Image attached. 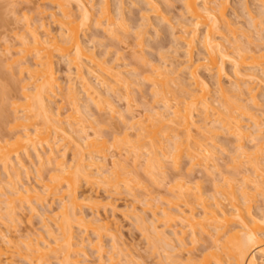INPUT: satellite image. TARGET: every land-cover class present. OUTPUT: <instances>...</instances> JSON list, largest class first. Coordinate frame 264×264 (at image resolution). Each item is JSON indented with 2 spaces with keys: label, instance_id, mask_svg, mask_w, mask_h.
Returning a JSON list of instances; mask_svg holds the SVG:
<instances>
[{
  "label": "bare ground",
  "instance_id": "obj_1",
  "mask_svg": "<svg viewBox=\"0 0 264 264\" xmlns=\"http://www.w3.org/2000/svg\"><path fill=\"white\" fill-rule=\"evenodd\" d=\"M48 1L50 2V4H52L57 9L56 11H53L51 13L52 14L51 16L55 18V20L57 21V23L59 25L60 30L58 29V35H56V34L52 35V32H50V29L46 26V24L44 22L40 26V29L42 27V32H43L41 34L38 30L39 27H36L35 25H33V22L27 21L26 26H25L26 31H27V33H26L27 35H23L20 39L23 47H19L22 49L19 51H15V53L17 55L19 54L18 55L19 57H17L16 55L14 56V54H12L10 56V60L6 57V59H8V61H6V62L10 61L9 62V64H11L10 66H12V65L16 66L17 65V67H18L17 71L19 69V72L21 75L25 74V78H24V81H22L23 83L21 85V90H20L22 93V95L21 94L20 95L22 96L23 100L21 98L20 99L22 101H25V102L21 105L22 109L17 111L19 114L17 112H15L16 110L14 111V114H16V116H15L14 123H13L14 124L13 128L15 130L13 145L10 146L11 143H8L7 142L8 140L3 142L0 139V167L3 169L4 177L6 175V179H7V180H3L2 182L5 181L3 184L6 183L7 185H9V188L11 189L10 193L13 196L12 197L11 195L10 196L5 195L6 199H7L6 201L4 199L5 204L2 202L3 200H1V199H0V202H1L0 204H1L2 208H4V207L6 208V209L4 208L5 209L4 211L6 212L5 214L7 216L5 217L4 214H2V215H4L5 219L9 218V220L12 223L15 221L17 214L20 212L19 210H21L22 207L24 208V205L29 206L32 211H35L36 210V206H35L36 204L37 205L40 204L43 206V204L47 202V199L49 197H50V199L53 197L56 201L58 199L59 207L56 208L57 212L56 211L53 212L52 208H49V210L45 209V212L43 211L44 213H42L43 217H41V218H43V222H44L43 225H44V227L47 231V234L50 238V239L48 238L49 240L45 239V237L42 234H39L37 238L35 237V239H34V237L28 236L29 239L27 241H24V243H23L24 248H23V246L21 247V245H19L21 247L20 248L19 246H17L18 244L16 243L17 244L16 245L15 242L13 241L14 240L13 235H11L12 236L11 237L10 234L8 235L3 231L0 232V236H1L0 240H2V241H0V243H1L0 244V264H13L14 263L13 262L14 259L12 260V258L14 257L13 256L14 254L12 255V253H14L13 251L20 253L24 257L25 260L27 259V262L29 264H51L50 263L51 259L49 258V256L52 253L56 254L55 257L58 260L56 264H81V261L79 259H75V258H77L76 255L79 256V254H81V253H83V255L84 254L86 255L87 251H85L86 250L85 248H87V247H86L85 243H87V242H85V241H87V240H85L86 238L80 239L79 235H78L79 240H75L76 239V235H75L76 232H74V230H73L74 220L77 221L81 226H83L85 231L89 232V230H90V231H92V233H94L96 235L97 239L96 238L94 239L96 241L89 242V244H92L91 246H93V248L98 253V264H121L122 263L121 261H123V260L120 257L123 256L125 258H128L132 254L130 252H129L130 254L129 253L127 254V252L125 253L124 252L125 250L116 246V243H113L112 250H110L108 252L105 251L102 238L105 235L106 236L108 235L112 238V241H113L117 238V235L115 234L116 232L113 231L114 229H113V226H111L112 224L110 225L111 222H107L106 220L104 222H102L100 217L99 216L97 217V215H99V213H97V215H96V211H98V209L100 207L104 208L107 205H111L113 203V201L111 200V198L109 199L108 196H107L108 199H106V198L104 199L101 196H99L97 193H91V192L88 193L87 191L80 193L81 192L80 187H81V183L84 180V182H86V184H88V186H90L89 188L93 187L94 185L95 186L97 185L98 187H100V186L107 187L106 190L108 189V187H110V188L116 187L117 188V186L120 185L123 181H124L123 182L124 185H126L125 184V180H126L125 177H127L128 174H130V175L134 174V172L131 173V171H130L131 169L129 170L127 168V165L121 164L123 161L122 162L120 161L121 163H119L118 160H116L117 163H115L113 161L112 168H110V166L108 167L107 160H105L106 156L101 155L104 152V150L107 149L106 147H108V146H106L107 141L102 139V141L99 142V140H101V139L99 138L100 133H98V132L97 133L99 136H96V137L88 135L89 133L86 134V132H87V131H85L86 126L85 127L77 126V125H80V123L83 122V120L78 119L79 116H76V115H78L77 113L81 114V108H80L81 105H83L82 106L83 110L85 112H88V110H89L88 107H90L88 105L90 104V101L88 102L87 99H90L92 101V103H94V105H96L98 107V109L102 108V105L104 102H105L104 104H107L106 102H108V104H110V105H108V107L113 104V103H110L111 99L108 100L109 97L105 96L106 101H105V99H103V97H102L103 91L100 92L99 90H101V89L98 88L96 83H92L93 80L92 79L90 80V77H88V76L95 74L94 76H97L96 78H98L99 83H101L100 86L104 85L106 87V90H108L109 92L110 91L114 92L116 90L115 88H117V86H116L117 84H119V83L123 84V82L125 84H127V82H128V79L125 78L124 75H121L123 72L119 71L120 69L119 70L115 69L118 64H116V65L113 64L111 66L105 67L102 63H99L100 60H99V62L96 61L97 57L95 59L94 55H92L91 53H90L91 55L87 54V52H88V51H86L87 47L85 48L86 44L84 45V42L81 39V37L85 33V31L89 29L87 27L92 23V21L95 18L96 19L94 22H96V23L93 22V24H96L95 25L96 27L98 24H101L103 26L105 25V30H107L108 33L114 34L117 31V29H118L117 27H116L117 28L116 31H115V28H113V26L115 25V21L113 19V15H112V8H111L112 7V5H111L112 0H99L98 5H96V6H94V4H91L88 0H48ZM123 1L124 0H117L116 1L117 2L116 10H117V14L120 17L118 15L117 16L119 17L118 19H120V18L122 19L120 21L124 20L122 18V15L124 13L122 14V12H123V10H125V7H124L125 2H123ZM153 1L152 0H146V3H148V5H150L149 3H151V5H152ZM258 1H259L258 3L260 4L259 5L257 3L259 5V9H260V6L263 9L264 8V0H258ZM72 2L76 3L75 5H77V8H78L77 10H79V12H80V14L77 16L73 15L74 14L73 10H72L73 13L71 11ZM227 3H228L227 0H219V1H216V0H184V5H183L184 7L183 8H185V10H184L185 14L188 16V17L187 16L186 17L190 20V22L187 19V24H186L185 20H184V23H181V21L179 20V22H180L179 24L181 25V27L178 28V29H180V32H179L180 34L176 35L174 40L176 39L179 42L181 41L185 45V47H186V59L185 60H181V59L179 60L178 58H175L176 56H173V58L171 57L172 59H170V61H168L167 60L168 58H165V56L164 57L160 56L161 58H164V61H162V62L159 61L161 63H159L157 65H155V62L153 61L152 62L153 66L150 64L152 66V67L150 66L152 68V70H151V68H150V70L152 72H155V74L153 76L151 75L152 80H153V86H154V91H153L154 95H155L154 97L161 96V98L158 97V99L160 98L159 100H161L162 102H161V105L158 104L159 105L158 108L156 105H154V106H156L155 107L156 109L151 110V112L153 114L148 115L149 114L148 113L147 114L148 116L145 115V116H147V118H145L144 121H140V120L137 121L136 120V123H133L135 121L134 120L133 122H131V124L129 123L131 126V129L128 127V130L130 129L132 131L133 127H136L134 129L136 132L138 131L136 137H138L139 143L141 142V139L144 140V138H145V141H143L144 146L143 145L140 146L141 144L138 146L139 143L135 142V139H137V138H134V140L131 139L132 141H134V144H133L134 146L137 144L134 147L135 148L134 150H136V151H134L136 153L134 156H136V158L133 156L134 160H132V161L135 162L134 168H137L136 164L138 163V161H137L139 158L138 156L141 157V155H142L141 149H143V148L148 149L149 146L151 145L150 147L153 148L152 151L149 148L151 151L150 152L151 156L149 155L148 158L145 157L146 160L144 159V164L142 165V168L146 171L145 173L149 174L151 176V178L152 177L155 178L156 176L160 177L158 175H161V177H162L164 175V171L162 170L164 168L162 160L165 161L166 158H167V160L169 158L171 160L170 162L172 163V166H173V164L175 166H180V160L183 158L184 155L188 157L190 164L193 167L197 166L196 164H199V166L202 164L201 167L203 166L205 168L204 165H206L207 168L211 167L212 169L218 170V165L215 162V158L212 155L213 153L209 149L211 146L208 147V145H205L206 142L205 143L202 142L204 140L206 141L207 137H206V139L203 137L202 139H204V140L201 141L200 139H195L196 134L194 133V131H196V130H194L195 128L198 129L200 132H202L203 136H205V133H213L215 131L214 130L215 127H214L213 123H215L214 121L217 120V121H220V123L222 122V124H220V123H217V124L220 125L221 127L223 125L224 129L226 128L228 130V132L230 133V135L235 138V141L238 144L237 148L235 147V149H237V151H238L236 156L239 154V156H241L242 158L244 157L247 162H249L251 164L253 163V166L255 167L254 170L256 172H258V174L255 173L256 177L258 178V180H260V181H258V180L255 181V179L253 180V188H255V190H257V191L260 189V191L261 192L263 191V193H264V173H262V172H261L262 174L260 173V170H261L260 168L262 167L260 164H262L261 162H263V161L258 160V158H259L258 156H255L256 158L255 157L253 158V156L251 157V154H254V153L250 154V152L247 151V149L245 148L246 146L244 145L245 139L247 141V139L249 138V140L251 139L253 142V140L254 141L255 140H258V141L262 140V138L264 137L262 135V134H264L263 133L264 127L260 123V120L258 119L259 117L255 116L254 113L249 112L250 109L247 106L249 104H247L245 102L246 100H248V101H250L249 102L250 104L254 103V106H250V108L255 107V105L256 104L258 105L260 102V101H258V103H257L259 95L257 97V92H255V90H254L255 88L251 87L250 84H247L246 80H244L245 78H250V80H251V79H258V77L259 78L263 77V81H261L262 79H259V81L264 82V49L262 50L260 48V49L255 50L251 47H248L247 46L248 44H246V47L244 46L245 45L244 43H243V45L240 44V43L245 42V41H240V43L237 42V44H239V46L237 45L234 48L233 47L234 41H231V38L227 37V35H225V34H224L225 38L224 39L222 38L223 40L220 39V37H223V36H221V33H223V32H221L222 28L224 30L226 28L228 30V32L230 30V32H231L230 37H231V35H233V37H236V35L234 33V28L231 26V22L229 21L228 17L226 18ZM244 4H247V3H244ZM155 7H157L156 4H155ZM155 7L153 9H155ZM249 7L246 5V12L248 13V16H250L249 19L254 21V19L256 17L252 16L253 14H252L251 10L249 9ZM115 11H113V13ZM152 11H154V10H152ZM243 11H244V8H243ZM258 12H260V11H258ZM98 13H99V15H97ZM262 13L264 15V10ZM235 14H237V13H235ZM94 15L96 17H94ZM117 16H116V18H117ZM159 16L162 17V14H160ZM243 16H245V15H243ZM263 17L264 16H262V18ZM258 19H260V18H256L255 20H258ZM120 23H121L120 26L122 27L123 31L126 33L127 30L122 26V25H125V23L124 22H123V24H122V22H120ZM149 23H148V25H149ZM251 25H253V24L251 23ZM260 25H262V24L260 23ZM172 27H173V25H172ZM176 27H178V26H176ZM200 28L203 29V32L200 31ZM229 28H231L232 30ZM177 31H176V33H177ZM199 31L202 33H199ZM117 32L115 34H117ZM140 32L139 33L137 32V34L134 36V37H137L138 40H140V41H138V43H136L137 46H141L143 44V39H142L143 37L141 36L142 32L141 33ZM115 34H114V36H115ZM244 34H246V33H244ZM117 35H119V34H117ZM119 37H118V39H119ZM242 38H244V37H242ZM259 38L264 43V38H261V37H259ZM234 40L237 41L240 39H238L236 37V39L234 38ZM249 40H251V39H249ZM136 41H137V39H136ZM181 42L179 44H181ZM226 43H227V45H226ZM228 43H229V45H228ZM8 44H6L7 46H5L6 48L4 49V51L12 53V52H10L12 47H10V45H8ZM198 44L201 45V48L203 49L204 54L202 57L197 56L198 58H195L194 57L195 56L194 55L195 48L197 47ZM250 44H252V42ZM231 45H232V47H231ZM227 46L228 47L230 46L233 51L229 50V48ZM180 47H182V46H180ZM180 47H179V49H180ZM262 47H264V45H262ZM176 52H178V51H176ZM9 53H7V54L9 55ZM22 53L24 55L20 56V54H22ZM200 53H202V52H199V54ZM28 56H30V57L32 56V58H33V60L31 59L32 62L31 61L29 62L30 59L29 60L27 59ZM56 56H59L61 58V61H62V59H64L67 62V64H68L67 66H69V68H70L69 71L71 69L73 71V69H74V71L76 72L75 74L73 72V75H75L74 77H76L77 81L72 82V84L68 81L69 82V84L67 85L68 91H66V93H65V94L68 93L67 96L69 97V99H70L69 101H71L70 103H72V106H73V107H71V109L73 108L72 113L71 112L67 113L68 115H66L67 116L66 119H65L66 116H64V118L61 117V115H62V113H61L62 109L60 107L61 105L57 109H55V110H57L56 112H54V109L51 107L52 106L51 102H53L52 98L56 97L62 91L64 92V90H62L63 87H62L61 80L59 79V76H58L59 72L57 71V69L55 67ZM143 58H145V57L144 56L140 57V60H142ZM117 59L118 58H116V61L119 60V59L118 60ZM143 60H145V59H143ZM158 60H160V58ZM227 61L229 63H231V69L233 71L232 74L233 75L235 74V76H234L235 77V83H234L235 85L233 87H231V86L229 87L228 85L225 86L224 85L225 83H223V78H226V77L230 78L231 77L230 75H228L229 70H227V66H226ZM112 62L110 61L108 64H110ZM9 64L7 63V65H9ZM105 65H107V64H105ZM247 65L259 66L258 68H259V70H261V73L258 74L255 71H253V72L246 71L247 69H245L243 71L242 67H245ZM202 69H204V71L208 72L210 74V76L215 77L214 81L216 82L215 85H217L215 88H216V94L218 93V99H217V96L216 97L213 96L214 98H212L211 95H213L214 93L211 94V89H212L210 86L211 83L209 80L205 79L202 76L203 75V74H201ZM126 71H124V72H126ZM182 72L183 73L186 72L187 74H189L188 78H190V79H188V80L189 81L191 80L190 85L193 84L194 86L193 85L192 86L195 88L192 87L193 89L190 90L191 88H189V87H191V86H189L188 88L184 87L186 90L185 92L189 93V94L186 93V94H188V96H186V97H185V95L180 97L183 99L185 97L184 100H182V99L179 100V98L175 97V91H174V95H173L174 96V99H173L174 102L171 103V101L169 100V97L167 96L168 92L166 93L165 90L168 87H170L167 89L168 91H169V89H176V88H171V86H168V87L166 86L167 80H169L171 82V78L169 79V77L167 75H169V76L170 75H176L178 77V78H176V76L175 77L172 76V81L174 84L179 79L180 80L183 79V78L181 79V75L179 76V73H182ZM71 73L72 72H70L69 74H71ZM104 73L108 74L105 76L106 77L110 76L111 79L106 78L104 76ZM149 73H151V72H149ZM164 74H167V75H164ZM136 75H138V74L136 73ZM69 77L71 78L72 74ZM165 77H168L167 80H165L166 79ZM146 78L147 77H145V79ZM162 78H164V82L161 80ZM189 81L187 82L185 80L184 82L188 84ZM77 84L82 86V87L79 86L80 89L84 88V91L86 92V95H87L86 97H88L86 99V101H87L86 103L80 104L78 101L79 96H78V93L76 91L77 90L76 89ZM180 84L181 83H179V85ZM187 84H185V85H187ZM179 85H177V83L175 84V86H179ZM242 85H244V87ZM125 86H127V85H125ZM151 86H152V83H151ZM165 86L167 88L164 89L163 87H165ZM183 86H180L181 88L179 87V89L182 90ZM161 87H162V89H161ZM180 90H178L179 93H180ZM256 91H257V89H256ZM115 92L117 93V91H115ZM169 92H171V91H169ZM182 92L183 91H181V93H180L181 95H182ZM214 92H215V90H214ZM172 93H173V91H172ZM104 94L106 95V93H104ZM126 95H127V93H126ZM128 95H129V92H128ZM21 96H19V97H21ZM68 97H67V99H68ZM81 100H82V98H81ZM242 101H244L243 103H245L247 105L242 104ZM216 102H218V103L216 104ZM13 105L18 106L19 103L15 102V103H13ZM113 107H114V104H113ZM15 108H17V107H15ZM110 110L112 111V109H110ZM237 111L241 112V116L243 114H246V115L248 114L249 123L251 121L253 126L248 124V123L246 124L245 120L240 118V115L239 116L236 115ZM148 112H149V110H148ZM115 113H116V111H115ZM82 115L86 116L85 114H82ZM196 115H198L199 117L200 116L202 117L201 119H202L203 123H205V125L199 124L201 119L200 120L197 119L198 120L197 121L195 119ZM120 116L122 117V115H120ZM141 116H142V114H141ZM39 118H41V120L43 119L42 124H41L42 126L40 125L41 121L38 120ZM212 118H213V120H212ZM152 119H153V121H152ZM131 120H133V119H131ZM150 120H151V122H149ZM210 121H213V123H211L213 126L212 127L213 129L210 126L208 127ZM83 123L86 124L85 122H83ZM66 124H68L67 126L70 128H67V126H65ZM223 127H222V129H223ZM69 129L71 131L70 134L75 133L76 135L75 136L71 135V137H70L71 141H69L68 143L67 142L63 143L62 138H57V136H61L62 135L61 132H65L64 135L68 137V134H67L68 132H66V131H68ZM165 130L168 131L167 134H169V135L163 137V139H162L159 136L162 134H165V132H164ZM227 130H224V131L226 132ZM58 132L61 135H58L59 134ZM79 133H82V134L85 133V135L84 136H81L82 134L77 135ZM180 133L182 135L184 134L185 136L180 135ZM193 133L195 134V136ZM56 134H57V136H56ZM131 134H130V136H131ZM206 135H208V134H206ZM65 136L63 138H65ZM210 136H212V135H210ZM210 136H208V137H210ZM181 137H182V139H181ZM183 137H185V138H183ZM115 138H116V136H115ZM164 138H166L167 141H169L168 146H166L167 148L164 147V144L167 142V141L166 142L163 141V140H165ZM116 139H118V138H116ZM146 139H147V141L148 140L149 141L147 142ZM123 140H124V138H122L121 141L119 140L120 141L119 143H121ZM129 140L130 139H128V136H127V139H126L127 143L130 142ZM258 141H257V143H258ZM145 142H147V143L145 144ZM170 142H171V146H170ZM69 143H71V145L73 147L71 150L74 149V152L72 151L73 156L71 155L72 156L71 161L67 160V158H66L67 157V150L69 149V147H71V145L69 146ZM148 143L150 144L149 146H148ZM260 143H264V142L261 141ZM260 143H258L256 145H259ZM122 145H125V144L122 143ZM127 145H129V144H127ZM261 145L259 147L258 146L257 147L260 148ZM169 146H170V148H168ZM262 146H264V144ZM130 147H131V144H130V146H128V148L130 149ZM252 148H253V146H252ZM86 149H87V151H86ZM129 149H128V151H129ZM33 151L35 153V162H34V159L30 156V152H33ZM105 152H104V155H107V154H105ZM128 153H130V151ZM147 153L149 154V152H147ZM22 154L27 155V157H28L27 159L29 160L30 163H32V164L38 163L37 164L39 166L37 169L38 176H36V177L38 180L37 181L38 184L41 185L40 189H38L36 187V185L34 188L26 187L23 184L25 186L24 187L22 185V183H20V185H22L23 188H21L22 186L19 185V181L22 179L21 178L22 168L28 169V167L30 166V165L28 167L26 166L27 163H25V161L23 160ZM148 154H146V155H148ZM143 155H145V152H143ZM261 156L263 157V154H261ZM161 157H163V158L161 159ZM236 159H237V157H236ZM134 162H132V167L134 166L133 165ZM170 162H169V165H170ZM141 163H143V161ZM243 163H244V161H243ZM45 164H47V165L53 164V169H51V170L56 171V174H54V171H53L54 175L52 174L51 178L50 177H49L50 179L48 178L49 181H47V183H46L45 179H43L44 177H43V174L41 172V168L43 165L45 166ZM119 164H121L122 166ZM191 166H190V168H191ZM243 166H244V164H243ZM50 167H52V166H50ZM118 167H119V170H114L115 168L118 169ZM165 168H167V167H165ZM165 168H164V170H165ZM207 168H205V169H207ZM252 169L250 168V170H252ZM135 170L136 169H134V171ZM219 170H220V168H219ZM254 170H253V172H254ZM31 172H33V171H31ZM242 172H243V170H242ZM242 172L240 174H242ZM245 175H246V173H245ZM250 175H253V174L251 173V174H249V176L248 175H246V176H248L250 178ZM246 176H244V177H246ZM252 178L253 177H251V179ZM243 179H242V181H243ZM156 180H158V178ZM228 180H230V179H228ZM245 180H246L245 184H247V179L245 178ZM130 181H129V183L131 184ZM159 181H160V179H159ZM2 182L0 181V183H2ZM248 183L252 184V182H248ZM16 184L18 185V187ZM130 184H128V185H130ZM220 184H221V182H220ZM227 184H229L228 185L229 187H227L226 184H224V185H226L228 190L223 189L222 184H221L222 186L219 185L218 190L216 189L218 186L215 188L218 192L216 191L217 195L214 192L212 198L210 197V199L212 201L209 198H208L209 200L208 199L206 200V198L208 196L205 198L204 194H203L204 192L201 191V188H197V186H196V188L199 189L198 191H196V193L197 192L199 193L196 195V199L198 198L199 204L197 203L196 205H193V203H195V202L192 200L193 203L191 204V200H189L188 198L190 196L193 197V195L191 194V191L192 190L195 191L197 189H195V188L192 189L193 187L189 186V182H185V181H182V183L180 182V184L177 185L178 186L177 188H179V189L174 187V189L178 190V195L176 192H174V193L177 195L178 198L179 197H182L183 199L185 198L184 201H185V206L187 209H185V207H184V209L181 208L182 206H180V204L178 203L179 205L177 204L178 207H176V210H174V212L169 211L170 208L172 207L170 205L175 204L170 199H167L170 202H168L166 200L168 204L166 203L165 200H163V202H162V203H164V201H165V203L170 208L168 206L164 207L163 205L165 203L162 206H160L161 204L158 205L156 203L155 205H153L149 202L144 201L146 203V204H144V206L147 205V210H149L151 212L149 214H152V219H151L152 222L151 221L148 222V224L150 223V225H151L150 228H152L151 232H148L151 234V236H150V234L148 235L149 236L148 238L149 239L151 238L153 240V242L155 243V247H156L155 250L158 249L157 254L159 253V250L163 251L162 254L163 253L166 254V256H168V257H166V256L165 257L169 260V257H171V256L173 257V255L171 254V251L174 252V249H176V247H175L176 245L172 244V242L174 240L172 238L173 236L171 237L170 236L171 234H167L166 230L164 229L165 227L163 229H159L160 227H158L156 225L157 224L156 222L161 221V222H163L164 226H166L167 224L169 225V223H170L169 220L172 221L174 219L176 221V218H177V219H181L184 222L185 221L187 222V225L184 226V227H187L186 230L184 228H183L184 230H181V231L179 230L181 235L179 232H177L178 230L176 231L172 227L173 228L172 234L175 237L177 236V241H178L177 244L180 247H182V250H184L185 247H186V249H188L187 246L189 247L188 250L185 249L186 251H188L187 253L189 254L187 256V259H186L187 262H190V263L192 262V264H205L206 262L209 261L207 259V257H209V256H207V257H205V259H207L206 261H204V262L199 261V262L195 263L194 260H195L196 256L194 254H196V253H194L192 255V252L195 251V245L197 246V244H199L201 239H203V238H201L202 235L207 234L209 236L208 242L210 240V245L208 247H206V250H210L209 253H211V255L215 256V258L212 257L215 259V261H214L215 264H264V232H261V230H262L261 224H264V213L254 215L252 212L253 208H252L251 202L254 199L251 196L252 192L250 190V189H252L251 188L252 186H250V184H249L248 185L250 187L249 188L247 186H243V184H242L243 187H240L239 189H237V190H240V192H241V195H239L235 189L237 185L235 186L233 183H232L233 185L231 183H227ZM5 185L0 186L1 187L0 191L2 190L3 186H5ZM128 185H126L128 188L132 187L131 185L130 186H128ZM6 187H8V186H6ZM199 187H201V186H199ZM226 187H224V188H226ZM96 190H97V188H96ZM128 190L130 192L129 191H127V192L131 193V192H133L131 190H134V189L129 188ZM109 193H110V191H109ZM218 193L219 194L221 193L220 196ZM94 194H96V195H94ZM202 194H203V197L205 199L202 197ZM129 195H131V194H129ZM221 195L227 204L223 202L224 200L221 199ZM134 196L136 197V195H134ZM253 196H254V192H253ZM225 197H226V199H225ZM137 198H138V196H137ZM146 200H148V199H146ZM51 201H52V199H51ZM111 201H112V203H111ZM2 203H3V206H2ZM48 203H46V204H48ZM51 204H52V202H51ZM166 204H165V206H166ZM197 205L199 207H197ZM113 206H115V205H113ZM134 206H133V208H135ZM1 207H0V210H2ZM196 207H197V209L198 208L201 209L200 210L201 212H198L196 210ZM85 208L86 209L89 208L90 211H92L93 214L94 213L95 214L93 216H90V214H89V216L86 215L85 210H84ZM171 209L173 210V207ZM136 210H133L134 214L133 213L132 214L135 217V220L138 222L139 227H141V230H142L143 229L142 226L145 225V223H147V221L145 219H148V218H144L141 214L139 215V213L137 214ZM1 212L2 211H0V214H1ZM52 212H53V214H52ZM113 213H114V210H113ZM261 213H262V211H261ZM142 214H144V213H142ZM128 216H130V215H128ZM162 217H169V218L168 219L165 218V221H164L163 220L164 218H162ZM1 219H3V217ZM232 219L238 220V223H237L238 225H236V228H234V232L232 230L230 231V229H228V228H230L229 225H230V221ZM166 221H169V223H167ZM170 225H172V224H170ZM144 228H145V226H144ZM169 228H171V226ZM147 231H149V230H147ZM178 235H180V236H178ZM187 236H189L188 240H186ZM87 239H89V238H87ZM152 240H150V241H152ZM175 240H176V238H175ZM202 241H204V239ZM151 244H152V242H151ZM190 245L192 247H194V250H193V248L190 247ZM88 246H90V245H88ZM116 247H118L120 249L116 250L117 249ZM183 247H184V249H183ZM225 248H227L228 251ZM211 250H213V251H211ZM179 251H180V249H179ZM219 251L221 253H222V251H224L226 253L228 252V254H226V256H225V255H222ZM106 253L108 256L107 260H105V256H106L105 254ZM162 254L161 253L159 254L160 257H162L161 256ZM15 255H17V254H15ZM196 255H198V254H196ZM11 256H13V257H11ZM18 256L20 257V255H18ZM52 256L53 255H51V257ZM2 257H5L4 258L5 260H3ZM173 258H175V257H173ZM131 259H133L132 256H131ZM131 259L128 258L127 262H130ZM131 262H132V264H134L133 260H131Z\"/></svg>",
  "mask_w": 264,
  "mask_h": 264
},
{
  "label": "rangeland",
  "instance_id": "obj_2",
  "mask_svg": "<svg viewBox=\"0 0 264 264\" xmlns=\"http://www.w3.org/2000/svg\"><path fill=\"white\" fill-rule=\"evenodd\" d=\"M88 1L91 4H94V6L98 5V2H99V0H93V1L88 0ZM116 1L117 0L111 1V5H112L111 8H112L113 19L115 21V25L113 26V28H115V31L118 28L117 29L118 32L117 31L116 32L119 35L115 34L116 32L114 33L115 36L112 33H108L107 30H105V25L103 26L101 24H98L96 27L95 26L96 24H93V22L96 19L95 18L91 23L92 25L90 24L87 27L89 29L85 31V33L82 35L81 39L83 40L84 45L86 44L85 48L87 47L86 48V51H88L87 54L94 55L95 59L97 57L96 61L99 62V60H100L99 63H102L105 67L111 66L113 64H115V65L118 64L115 69L116 70L120 69L119 71L123 72L121 75H124L125 78L128 79V82H127V84H125L124 82H123V84L122 83L117 84L116 86L118 89L115 88L116 89L115 91H117V93L115 91L109 92L108 90H106V87L104 85L100 86L101 83H99V79L96 78L97 76H94L95 74L88 76V77H90V80L91 79L93 80L92 83H96L98 88L101 89L99 91L100 92L103 91L102 92L103 93L102 94L103 99H105V96L109 97L108 100L111 99L110 103H113L114 107H113V104L108 107V105H110V104H108V102H106L107 104H104L105 103L104 102L102 105V108L98 109V107L96 105H94V103H92V101L90 99H87L88 97H86L87 95H86V92L84 91V88H81L82 89L81 90L80 87H82V86L77 84L76 85V87H77L76 91H77L78 96H79V99H78L79 103L80 104L86 103L87 102L86 99H87L88 102L90 101V104L88 105L90 107H88V109H89L88 112H85L83 110V107H82L83 105H81L80 106L81 114L77 113L78 115H76V116H79L80 118L78 117V119H82L83 122H85L87 124L86 125L83 122H81L80 125H77V126H83V127L86 126L85 127V129H86L85 131H87L86 134L89 133L88 135L95 136V137L100 135L99 138L101 140H99V142L102 141V139L107 141L106 146H108V147L105 146L107 149L104 150V152L106 151L105 154H107V155H104V152L101 155L106 156L105 160H107L108 167L110 166V168H112L113 161L115 163H117L116 160H118L119 163H121L123 161L121 164L127 165V168L129 170L131 169L130 170L131 173L134 172V174H132V175L128 174L129 177L127 175H126L127 177H125L126 180L128 181L127 182L125 180L126 185L130 184L129 181L132 179L130 181L131 182L130 185L132 187H129V188L130 189L133 188L134 190H131L133 192L128 193L127 191H129L128 190L129 188L126 185H124V183H123L124 181L120 185H118L117 188L115 187L116 189L114 187H111L112 189L110 187H108V189L106 190L107 187H103V186L98 187L97 185L96 186L94 185L93 187L89 188L90 186H88V184H86V182H84V180H83V182L81 183V187H80V191H81L80 193L87 191L88 193L89 192L97 193L99 196H101L104 199L105 198L108 199V197H109V199L111 198V200L113 201V203H112V201H111V203L113 205H115V206H113L111 204V205L105 206L104 208L100 207L98 209V211H96V215H97V213H99V215H97V217L99 216L100 219L102 220V222H104L105 220L107 222H111L110 225L112 224L111 226H113V229H114V230L113 229L112 230L114 232H116L115 234L117 235V238L113 241H112V238L108 235L107 236L105 235L102 238L105 251L108 252V251L112 250L113 243H116V246L125 250L124 251L125 253L127 252V254H128L130 252L132 254L131 256L133 259H131V256H129L128 258L133 260L134 264H160L161 262L163 264H175V263L176 264H192V262L190 263V262L186 261L187 256L189 255L187 253L188 251H186V250H188L189 247L187 246L188 249H186V247H185L186 250L183 247L184 250H182V247H180L177 244V242H178L177 236L175 237L172 234L173 228L176 231L178 230L177 232H179V230L180 231L184 230V229L186 230L187 227H184V226L187 225V222L186 221L184 222L181 219L176 218V221L174 219H173L174 221L169 220L170 223H169V221H166L167 223H169V225L167 224L166 226H164L163 222H161V221L160 222L157 221L156 222L157 224L155 223L158 227H160L159 229H163L165 227L164 229L166 230L167 234H171L170 236L171 237L173 236L172 238L174 240L176 238V240L175 241L173 240V242H172L173 245H176L175 246L176 249H174V252L171 251V254L175 258H173L171 256L172 258L169 257V260H168L166 258L168 256H166V254H164V253L162 254L163 251H160V250H159V253L157 254L158 249L155 250L156 249L155 243L153 242V240L151 238L150 239L148 238L149 237L148 235L150 234L148 232H151V230H152V228H150L151 227L150 223L148 224L149 221L152 222V220H151L152 214H149L151 212L149 210H147V205L144 206V204H146L144 201L149 202L153 205H155L156 203L158 205L161 204L160 206H162L167 199H170L171 201H173V203L176 204V205L171 204L172 202L170 203L171 205L169 204L170 206L173 207V210L171 209L172 207L170 208L167 205L168 204L167 201L170 202L169 200L166 201V203H167V204L165 203L166 206H165V204L163 206L164 207L168 206L170 208L169 211L174 212V210H176V207H178L179 204H180V206H182L181 208L184 209V207H185V209H187L185 206V201H184L185 198L184 199L182 197L178 198L177 197L178 190L174 189V187L177 188L178 187L177 185L180 184V182L182 183V181L189 182V186L193 187L192 189L201 188V191L204 192L203 193L204 197L206 198L208 196L206 198V200L208 198L210 199V197L212 198L214 192L217 195V192H218L217 190L219 189V185H221V184L223 185V189H227V190H228L227 187H229L228 186L229 184H227V183H231V184L233 183L235 186L237 185L236 188L235 187L234 188L236 189V191L239 195H241V192H240V190H237V189H239L240 187H243V186L249 187L248 185L250 184V186H252L251 188L253 189V190L250 189L252 192L251 196H252V198H254L252 200L251 204H252V208L253 209L255 208L254 210L252 209V212L254 215L255 214L256 215L263 214L264 213V193H263V191L261 192L260 189L257 191V190H255V188H253V180L254 179H255V181L258 180L255 173L258 174V172H256L254 170L255 167L253 166V163L251 164V163L247 162L246 159L244 157L242 158L241 156H239V154L236 156L238 151H237V149H235V147L237 148L238 144L236 143L235 138L230 135V133L228 132V130L226 128L224 129L223 125H222L223 129H222V127L217 124V123H220V121H217V120L214 121L215 123H213V121H210V123L208 125V127L210 126L212 128L213 126L211 123H213V125L215 127L214 130L216 132L214 131L213 133H205V136H203L202 132H200L198 129L195 128L194 130H196V131H194V130L193 131L196 134V136L194 133L193 134L195 136V139H200L201 141L204 140V139H202L203 137L205 139L207 137L206 141L204 140L202 142H204V143L206 142L205 145H208V147L211 146L209 149L213 153L212 155L215 158V162L218 165V170L212 169L211 167L207 168L206 165H204V164L203 165L207 169H205L203 166L201 167L202 164L200 166H199V164H196L197 166L193 167V166H191L188 157L185 155L184 156L182 155L183 158L181 157L182 159L180 160V166H175L174 164L172 166V163L170 162L171 160L169 158H168V160L166 158L165 161L162 160L164 168L165 167H167V168H165V170H164V168L162 169L164 171V175L162 177H161V175H158L160 177L156 176L155 178L156 179L158 178V180H156L154 177L151 178V176L149 174L145 173L146 171L142 168V165L144 164L145 157L148 158L150 155V152L153 150V148L150 147L151 145L149 143H148V146L150 145L149 148L151 149V151L149 148L148 149H144V148L141 149L142 155H141V157L138 156L139 157L137 160L138 163L136 164L137 168H134L135 162L132 160H134L133 156L136 154L134 152V151H136V150H134L135 149L134 147L137 144L135 143L136 145L134 146L133 145L134 141H132V140H134V138H137V139H135V142L139 143V141H138V137H136L138 131L136 132L134 129L136 127H133L134 130L132 129V131H131L130 130L131 129L130 124L134 120L135 121L133 123H136V120L137 121L138 120L144 121V119L147 118L148 115L153 114L151 112V110L156 109L155 108L156 106L158 108V106L161 105V102H162L161 100H159L161 98V96L154 97L155 96L154 92H153L154 86H153V80H152L151 75L153 76L155 74V72L151 71L152 70L151 67L153 66L152 62L154 61L155 65L161 63L162 61H164V58H161L162 56L163 57L165 56V58H168L167 59L168 61H170V59H172L173 56H176L175 58H178L179 60L180 59L181 60L186 59V47H185V45L181 41H180L181 44H179L180 42L175 39L177 41L176 42L174 40V38L176 37V35L180 34L179 33L180 29H178L181 27V25L179 24L180 23L179 20L181 21V23H184V20H185V23L187 24V19H188L187 17L188 16L185 14V11H184L185 8H183L184 7L183 6L184 0H154V1L152 0L153 4L151 5V3H149L151 6L148 5V3H146V0H124L123 2H125L124 3L125 10H123V12H122V14L124 13L123 14L124 16L122 15V18L124 20L120 21L122 19L121 18L118 19L120 16L117 14V10H116L117 2ZM216 1H219V0H216ZM74 2H72L73 5L71 4V11L73 10L74 11L73 15L77 16L80 14V12H79V10H77L78 9L77 5H75L76 3H74ZM227 2L228 3H227V9H226V18L228 17L229 21L231 22V26L234 28V33H235L236 37L240 40H237V41L234 40V38L236 39V37H233V35H231V37H230L231 32H230V30L228 32V30L226 28H225V30L222 28L221 32H223V33H221V36H223V37H220V39H222V38L224 39L225 38L224 34H225V35H227V37L231 38V41H234V45H233L234 48L237 45L239 46V44H237V42L240 43V41H245V42H242L240 44L243 45V43H244L245 47H246V44H248L247 45L248 47H251L255 50L260 49V48L263 50L264 47H262V45H264V43L260 40L259 37L264 38V27H263L264 26V17L262 18V16H264L262 13L264 8L262 9V7L260 6L261 10L259 9V5H260L258 3L259 1L258 0L257 1L256 0H227ZM244 3H247V4H244ZM155 4L157 7H155ZM246 5L248 7L250 6L249 9L251 10V12L253 14L252 16L256 17V18H260V19L255 20L256 19L255 18L254 19L255 22L253 20L249 19L250 16H248V13L246 12ZM154 7H155V9H153ZM243 8H244V11H243ZM56 10L57 9L52 4H50V2L48 0H0V139L3 142L8 140L7 142L11 143L10 146L13 145L14 135H15L13 123H14V119H15L16 114H14V111L16 110L15 112H17V111L21 110L22 109L21 105L25 102V101H22L23 98L21 96L22 93L20 91L21 85L23 83L22 81H24V78H25V74L21 75L19 72V69L17 71V68H18L17 65L16 66H14V65L10 66L11 65V64H9L10 61L9 62H6V61H8V59L10 60V56L12 54H14V56L16 55L17 57H19L18 56L19 54L17 55L15 53V51H19L22 49L19 47H23L20 39L23 35H27L26 34L27 31H26V27H25L27 21L33 22V25H35L36 27H39L38 30L41 34L43 32H42V27L40 29V26L44 22L46 24V26L50 29V32H52V35L53 34L58 35V29L60 30L59 25H58L57 21L55 20V18L51 16L52 15L51 13L53 11H56ZM152 10H154L155 12ZM73 11H72V13H73ZM113 11H115V12L113 13ZM258 11H260V12H258ZM235 13H237V14H235ZM258 13L259 14L261 13V14L259 15ZM158 14L159 15L162 14V17L159 16ZM97 15H99V13ZM243 15H245V16H243ZM116 16H117V18H116ZM94 17H96V16L94 15ZM188 21L190 22L189 19H188ZM120 22H122V24H123V22L125 23V25H122V26L127 30V32H126L127 34L123 31L122 27L120 26L121 25ZM250 22L253 25H251ZM94 23H96V22H94ZM148 23H149V25H148ZM260 23L262 25H260ZM171 24L173 25V27ZM175 25L178 27H176ZM202 28H200V31L203 32ZM229 29H231V28H229ZM176 31H177V33H176ZM200 31H199V33H202ZM137 32L138 33L140 32L141 36L143 37L142 38L143 44L141 45L142 47L137 46V44H136V43H138V41H140V40H138L137 37H134L137 34ZM244 33H246V34H244ZM118 37H119V39H118ZM242 37H244V38H242ZM136 39H137V41H136ZM249 39H251V40H249ZM251 42H252V44H250ZM6 44H8V45H10V47H12L11 51H10L12 53L4 51V49L6 48L5 46H7ZM226 45H227V43H226ZM228 45H229V43H228ZM180 46H182V47H180ZM179 47H180V49H179ZM231 47H232V45H231ZM231 47L229 46L228 48H229V50L233 51L231 49ZM176 51H178V52H176ZM199 52H202V53H200L201 55L199 54ZM7 53H9V55ZM203 54H204L203 49L201 48V45L198 44L197 47L195 48V53H194L195 56L194 57L195 58L202 57ZM21 55H24V54L22 53V54H20V56ZM143 56L145 57V58H143L145 60H143V59L140 60V57H143ZM6 57L8 59H6ZM116 58H118L119 60L117 59L118 61H116ZM159 58H160V60H158ZM27 59L28 60L30 59L29 62L31 61V59L33 60L32 56L31 57L28 56ZM110 61L111 62L113 61V62L108 64ZM159 61H161V62H159ZM7 63L9 65H7ZM105 64H107V65H105ZM67 65H68L67 62L64 59H62V61H61V58L59 56H56L55 67H56L57 71L59 72L58 76H59V79L61 80L62 87H63L62 90H64V92L62 91L63 93L61 92L56 97L52 98L53 102H51V105H52L51 107L54 109V112H56L57 110H55V109H57L61 105L60 106L62 109L61 110V113H62L61 117H63V118H64V116L68 115L67 113H69V112L72 113V109H73V108L71 109V107H73V106H72V103H70L71 101H69L70 100L69 97L67 96L68 93L65 94L66 91H68L67 85L69 84V82L72 84V82L77 81L76 77H74L75 75H73V72H74V74L76 72L74 71V69H73V71H72V69L69 71L70 68ZM226 66H227V70H229V72L228 71L227 72H228V75L231 76L230 77L231 79L229 77L223 78V83H225L224 84L225 86L228 85L229 87L230 86L233 87L235 85L234 84L235 83V77H234L235 74L234 75L232 74L233 71L231 69V63H229L227 61ZM258 67L259 66H257V65H247L245 67H242V70L244 71L245 69H247L246 71H250V72L255 71L256 73L259 74V73H261V70H259ZM150 68H151V70H150ZM124 71H126V72H124ZM134 71L138 75H136V73ZM70 72H72L71 78L69 77V76H71V74H69ZM149 72H151V73H149ZM185 73L186 72L179 73V76L181 75V79L183 78L182 80L179 79L181 82L178 79H177L178 81L175 80L177 85H179V83H181L179 86H175L176 83L173 84V81H172V76L175 77L176 75H170L169 76L167 74H164V75H167L169 77V79L171 78V82H170L169 80H167L168 77H165L166 78L165 80H167L166 86L167 87L171 86V88H176V89H169V91H171V92H169L167 89L170 87H168V88L166 86L163 87L164 89L167 88L166 89L167 91L165 90V92L166 93L168 92L167 96L169 97V100L171 101V103L174 102V100H173L174 99V96H173L174 91H175V97L179 98V100L180 99L184 100L185 97L188 96V94H189L188 92H185L186 91L185 88H188L189 86H191V87H189V88H191L190 90L195 88V87H193L194 85L192 83L191 84L193 86L190 85L191 80L190 81L188 80V79H190V78H188L189 74H187V73L185 74ZM201 74H203L202 76L205 79L209 80L211 83L210 84V86L212 88L211 94L214 93L213 95H211L212 98H214L213 96H215V97L217 96V99H218V93L216 94V88H215L217 85H215L216 82L214 81L215 77L210 76V74L208 72L204 71V69H202ZM105 75H108V74L104 73V76ZM145 77H147V78L149 77V78L145 79ZM106 78L111 79L110 76H107ZM176 78H178V77L176 76ZM259 79H262L261 81H263V77H260V78L258 77V79H251V80H250V78L244 79V80H246L247 84H250L251 87L255 88L254 90H255V92H257V97L259 95L258 100H257V103H258V101H260L259 104L258 105L256 104L257 106L255 105V107H251V108H250V106H254V103L250 104L249 103L250 101H248V100H246L245 102L249 105L243 103L244 101H242V104L247 105L248 108L250 109L249 112L254 113L255 116L259 117L258 119L260 120V123L264 127V96H263L264 95V84H263L264 82L259 81ZM161 80L164 82V78H162ZM185 80L187 82L189 81V83H188L189 85L184 82ZM151 83H152V86H151ZM185 84H187V85H185ZM125 85H127V86H125ZM180 86H183L182 90L179 89ZM242 86L244 87V85H242ZM161 89H162V87H161ZM256 89H257V91H256ZM178 90H180V93H181V91H183L182 95L178 92ZM214 90H215V92H214ZM172 91H173V93H172ZM128 92H129V95H128ZM104 93H106V95ZM126 93H127V95H126ZM186 93H188V94H186ZM184 95H185L184 99L180 98L181 96H184ZM19 96H21V97H19ZM67 97H68V99H67ZM158 97H160V98L158 99ZM81 98H82V100H81ZM105 101H106V99H105ZM15 102L19 103V105L18 106L13 105V103H15ZM217 103L218 102H216V104ZM154 105H156V106H154ZM15 107H17V108H15ZM110 109H112V111ZM148 110H149V112H148ZM115 111H116V113H115ZM236 113H237L236 115H238V116L240 115L241 119L245 120L246 124L248 123V124L253 126L251 121L249 123L248 114L247 115L243 114L241 116V112L237 111ZM82 114H85L86 116H84ZM141 114H142V116H141ZM120 115H122V117ZM145 115H147V116H145ZM66 118H67V116L65 117V119ZM201 118L202 117L201 116L199 117L198 115H196V117H195L196 120L197 119L200 120ZM131 119H133V120H131ZM38 120L41 121L40 122V125H41L43 119L41 120V118H39ZM212 120H213V118H212ZM152 121H153V119H152ZM149 122H151V120ZM199 124L205 125V123H203L202 119L200 120ZM220 124H222V122ZM67 125L68 124H66L65 126H67ZM128 127L130 128L129 130H128ZM67 128H70V127L67 126ZM224 130H227V131L225 132ZM66 132H68L67 133L68 137L64 135L65 132H61L62 135L58 132L59 133L58 135H61L62 137L57 136V134H56L57 138H62L63 143L64 142L68 143L69 141H71L70 140L71 135L72 136L76 135L75 133L70 134V132H71L70 129ZM97 132L100 134L98 135ZM164 132L166 135L162 134L159 136L162 139H163V137L169 135V134H167L168 131L165 130ZM263 133H264V128H263ZM81 134L82 133H79L77 135H81ZM130 134H131V136H130ZM206 134H208V135H206ZM84 135H85V133H83L81 136H84ZM126 135L128 136V139H130L129 143H127V141H126V139H127ZM180 135H182V134L180 133ZM210 135H212V136H210ZM262 135L264 136V134H262ZM64 136L67 140L65 138H63ZM115 136L118 139H116ZM208 136H210V137H208ZM122 138H124V140L121 143H119ZM183 138H185V137H183ZM164 139L165 140H163V141L166 142L167 139L166 138H164ZM181 139H182V137H181ZM143 141H145V138H144V140L141 139V142L138 144V146L140 144H141L140 146H142L144 144ZM146 141H147V139H146ZM257 141L258 140H255V141L253 140V142H252V140L251 139L249 140V138L247 139V141L245 139L244 145L246 147L245 146L244 147L247 149L248 152H250V154L254 153V154H251V157L253 156V158H254L255 156H258L260 158V159L258 158V160L263 161V162H261L263 165L260 164L262 166L260 168L261 169L260 173L261 172L264 173V146H262L264 143H260L261 141L264 142V137L262 138V140L258 141V143H260L259 145H256V144H258ZM147 142H145V144ZM122 143H124L125 145H122ZM127 144H129V145H127ZM130 144H131L132 148L130 147V149H129L128 146H130ZM165 144H164V147L167 148L166 146H168L169 141H167ZM70 145H71V143H69V146ZM260 145H261V147L258 148ZM170 146H171V142H170ZM170 146L168 148H170ZM252 146H253V148H252ZM72 148L73 147L71 145V147H69V149H68L69 151L67 150V157L66 158H67V160H70V161H71L72 156H73L72 153L74 152V149L71 150ZM128 149H129L130 153H128L129 152ZM86 151H87V149H86ZM143 152H145V155L148 154L147 152H149V154L145 156V155H143ZM261 154H263V157L261 156ZM22 156H23L22 158L25 161V163H27L26 166L27 167L29 165L30 166L28 167L29 170L22 168V170H21L22 171V175H21L22 179L19 181V185H20V183H22V185L24 184L26 187H29V188H34L36 185V187L38 189H40L41 185L38 184V182H37L38 180L36 177V176H38V172H37V169L39 167L37 165L38 163L32 164L27 159L28 158L27 155L22 154ZM30 156L34 159V162H35L34 151L30 152ZM134 157L136 158V156H134ZM236 157H237V159H236ZM162 158L163 157H161V159ZM142 161H143V163H141ZM243 161H244V163H243ZM132 162H134L133 167H132ZM169 162H170V165H169ZM121 164H119V165H121ZM243 164H244V166H243ZM50 166H52V167H50ZM190 166H191V168H190ZM219 168H220V170H219ZM250 168L251 169L253 168V169L250 170ZM51 169H53V164H48V165L45 164V166L43 165L41 168V172H42L43 177H44L43 179H45L46 183H47V181H49L48 178L49 177L51 178L53 171H54V174H56V171L51 170ZM134 169H136V170L134 171ZM114 170H119V167H118V169L115 168ZM242 170H243V172H242ZM253 170H254V172H253ZM31 171H33V172H31ZM241 172H242V174H240ZM250 172L253 175H250V178H249L248 176H249V174H251ZM245 173L248 176H246ZM244 176H246V177H244ZM251 177H253V178L251 179ZM245 178L247 179V184H245L246 183ZM159 179H160V181H159ZM226 179L227 180L230 179V180L227 181ZM242 179H243V181H242ZM3 180H7V179H6V175L4 177V171L0 167V181L2 182ZM258 181H260V180H258ZM4 182L0 183V186L5 185L6 183L3 184ZM220 182H221V184H220ZM248 182H252V184L248 183ZM224 184H226L227 187ZM242 184H243V186H242ZM22 185H20V186H22ZM130 185H128V186H130ZM198 185L201 187H199ZM6 186H8V187H6ZM23 186L21 188H23ZM196 186H197V188H196ZM17 187H18V185H17ZM224 187H226V188H224ZM96 188H97V190H96ZM0 189H1V187H0ZM177 189H179V188H177ZM10 190L11 189L9 188V185L6 184L5 186H3L2 190L0 191V195H1L0 199L3 200L2 201L3 203H4V199H5V201L7 200L6 196L11 195ZM108 190L110 191V193ZM198 190L199 189H197L195 191L194 190L191 191V194L193 195L194 198L192 196H190L191 198L187 197L189 200H191V204L193 203V201L195 202V203H193V205H196L197 203L199 204L198 198L196 199V195L199 194L198 192L196 193V191H198ZM174 192H176L177 195ZM253 192H254V196H253ZM129 194H131V195H129ZM203 194H202V197H203ZM220 194H219V196H220ZM94 195H96V194H94ZM134 195H136V197ZM137 196H138V198H137ZM48 199H47L46 203L49 202L50 203V204L48 203L49 205L46 203H44L45 205L43 204V206L40 204H38V205L36 204L35 205L36 206L35 211H32L29 206L24 205V208L22 207V209L19 210L20 212L19 211H18L19 213L17 212L18 213L16 216L17 219L15 218V221L13 223L9 220V218L8 219L4 218V215H5V217L7 216L5 214L6 212L4 211L6 208L5 207H4L5 209L2 208L1 204H0V207L2 208V210H0V211H2L0 216L2 214H4L0 217V219L3 217V219L0 220V230H1L0 232L3 231L8 235L10 234V236L13 235V239H14L13 241L15 242V244L17 243L18 244V245L16 244L17 246L21 245V247L23 246V248H24V244H23L24 241H27L29 239L28 236L34 237V239H35V237L37 238L39 234H42L45 237V239H48L49 236H48L47 231L43 225L44 224L43 218H41V217H43L42 213L45 212V209L49 210V208H52V210L54 212L57 210L56 208L59 207L58 199H57V201L53 197L51 198L52 201H51L50 197ZM146 199H148V200H146ZM221 199L224 200L222 195H221ZM225 199H226V197H225ZM163 200H165L164 203H162ZM50 201L52 202V204ZM223 202L226 203L225 200ZM3 203H2V206H3ZM133 206L135 208H133ZM197 207H199V206L197 205ZM197 207H196V210L198 212H201L200 211L201 209H199V208L197 209ZM84 210H85L86 215H88V216H89V214H90V216H93L95 214V213L93 214V212L90 211L89 208H87V209L85 208ZM113 210H114V213H113ZM133 210H136L137 214L138 213H139V215L141 214L144 218H148V219H145L147 221V223H145V225L142 226L143 227L142 230H141V227H139L138 222L135 220V217L133 216V214H134ZM261 211H262V213H261ZM53 212H52V214H53ZM142 213H144L145 215ZM127 214L130 216H128ZM162 218H164L163 220L165 221V218L168 219L169 217H162ZM236 219H234V220L232 219L230 221V225H229L230 228H228V229H230V231L232 230L234 232V228H236V225H238L237 224L238 220H236ZM170 224H172V225H170ZM79 225L80 224L74 220L73 230H74V232H76V234H75L76 239L75 240H79V237H80V239L86 238L85 240H87V241H85V242H87V243H85V244H86L87 248H85L86 249L85 251H87V253L85 252L86 255L85 254L83 255V253H81V254H79V256L76 255L77 258H75V257L74 258L79 259L81 261V264H98V253L93 248V246H91L92 244H89V242L96 241V240H94L96 238V235L94 233H92V231H90V230H89V232L85 231L83 226L80 225L81 226L80 227ZM144 226H145V228H144ZM168 226L169 227L171 226V228H169ZM261 229H262L261 232H264V224H261ZM147 230H149V231H147ZM78 235H79V237H78ZM180 235H181V233H180ZM180 235H178V236H180ZM150 236H151V234H150ZM188 237L189 236L186 237V240H188ZM87 238H89V239H87ZM201 238H203L204 241H202L203 239H201L199 244H197V246L195 245V251L192 252V255L194 253L198 254V255L194 254L196 256L195 260H194L195 263H197L199 261L204 262L208 259L209 263L206 262L205 264H215L214 263L215 256L211 255V253H209L210 250H206V247H208L210 245V240L208 242L209 236L207 234L206 235L203 234ZM0 239H1V236H0ZM150 240H152V241H150ZM0 241H2V240H0ZM151 242H152V244H151ZM88 245H90V246H88ZM118 247H116L117 248L116 250L120 249ZM177 247L180 249V251ZM190 247L193 248V250H194V247H192L191 245H190ZM225 249L228 251L227 248H225ZM211 251H213V250H211ZM13 252L14 253H12V255L14 254L13 255L14 257L11 256V257H13L12 260L14 259L13 264H29L27 262V259L25 260L24 257L20 253H18L16 251H13ZM160 253L162 254L161 255L162 257H160V255H159ZM15 254H17V255H15ZM221 254L226 256V254H228V252L226 253V252L222 251ZM18 255H20V257ZM51 255H53L55 257L56 254L52 253ZM51 255L49 256V258L51 259L50 263L56 264L58 261L57 258L56 257L54 258L53 256L51 257ZM105 255H106L105 260H107V257H108L107 253ZM207 256H209V257H207ZM205 257H207V259H205ZM212 257H214V258H212ZM4 258L5 257H2L3 260H5ZM120 258L123 260V261H121L122 262L121 264H124V263L125 264H132L131 260H130V262H127L128 258H125L123 256Z\"/></svg>",
  "mask_w": 264,
  "mask_h": 264
}]
</instances>
